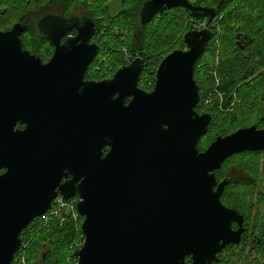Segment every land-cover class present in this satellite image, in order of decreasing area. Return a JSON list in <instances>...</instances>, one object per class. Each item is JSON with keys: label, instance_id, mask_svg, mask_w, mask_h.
<instances>
[{"label": "water", "instance_id": "obj_1", "mask_svg": "<svg viewBox=\"0 0 264 264\" xmlns=\"http://www.w3.org/2000/svg\"><path fill=\"white\" fill-rule=\"evenodd\" d=\"M224 2L142 4L143 25L177 7L206 20L204 28L184 34V48L162 59L151 92L138 86L140 56L111 78L84 81L99 46L80 42L89 43L93 31L64 45L46 70L29 56L0 49V264H14L22 232L59 195L80 198L78 264H189V255L190 264H210L221 247L239 239L231 228L237 213L220 201L226 181L216 190L215 171L236 153L264 149V132L242 127L202 151L213 115L196 109V64ZM43 79L61 91L55 120L44 110L31 114L34 106L45 107Z\"/></svg>", "mask_w": 264, "mask_h": 264}, {"label": "flooded vegetation", "instance_id": "obj_2", "mask_svg": "<svg viewBox=\"0 0 264 264\" xmlns=\"http://www.w3.org/2000/svg\"><path fill=\"white\" fill-rule=\"evenodd\" d=\"M125 2L122 0L121 3ZM137 5L138 2L134 0L129 6ZM109 7V0H0V49L16 54L20 59L29 56L35 62L47 67L64 45L77 41L81 36L85 40V35L93 31L89 43L80 42L83 46L95 42L99 46L97 55L85 69L84 81H101L111 78L107 77L108 65H103L105 60L100 58L103 51L101 39L106 34L105 25L110 19ZM235 38L241 53L247 51L248 47H253L248 50L246 58L251 63L250 67L255 70L257 65L255 61L263 62L262 44L241 32L236 33ZM135 57H131L132 60ZM140 57L144 59V68L138 86L151 92L155 86L146 89L145 82H143L148 74L149 59L144 56ZM164 57L162 56V59ZM156 71L157 69L154 72L156 73ZM149 72H152V68ZM256 76H250L251 81ZM152 77L155 78V74ZM261 82L250 83L249 94L252 93V95L247 100V124L240 126L241 128L254 126L258 131L264 132V89L254 90ZM154 84H156V80ZM12 85H19V83ZM25 85L29 87L33 84L27 82ZM53 85L55 83L52 81L45 79L41 81L39 87H41V99L45 107L34 106L31 114L38 115L44 110L47 120H55L58 117L55 104L60 99L61 91L54 88ZM130 99L128 98L127 101ZM200 101L201 92L198 105ZM16 127L25 129L26 124L18 122ZM206 148L200 149L203 151ZM108 151L107 148L105 153ZM241 159H245L244 166H228L229 168H226L228 162L237 164L236 161ZM237 167L248 171H246V177L235 176ZM215 176L217 178L216 190L222 182L226 181L220 201L226 208L233 209L234 213H237V218L231 221V228L233 235L238 236L239 239L221 247L216 253V260L210 264H264V149L245 150L228 157L215 171ZM72 178L73 176L69 175L64 177L62 182ZM240 181L242 182L238 183ZM244 183L246 184L245 188ZM239 187L244 192H248L246 200L236 193ZM71 198H79V196L76 194ZM222 243L221 241L220 244ZM192 261V256L186 257V263L190 264ZM36 264H47L45 254Z\"/></svg>", "mask_w": 264, "mask_h": 264}, {"label": "trees", "instance_id": "obj_3", "mask_svg": "<svg viewBox=\"0 0 264 264\" xmlns=\"http://www.w3.org/2000/svg\"><path fill=\"white\" fill-rule=\"evenodd\" d=\"M135 1L138 2L137 6H129V8L121 12L125 21V28L129 31L127 49L133 57L144 56L150 58L151 56L157 55L153 59V63L158 61L161 56L166 55L167 52L179 48V46L185 47L183 36L191 29L187 28V23L190 20H202L193 18L187 10L182 7H177L156 15L152 21L143 25L140 19V11L145 0ZM191 1L202 5H214L221 0ZM217 23L220 24L219 27H222V30L216 27ZM212 30V39L196 64L195 77L198 73L200 75V71L203 72L201 62L204 58L208 59L207 66L204 67L205 70H209L215 66L212 61L215 62V51L218 50L217 45H215L217 37H219V41L222 39V41H226L228 47H231L232 44L230 45L229 40H232L236 33L241 32L247 34L255 41L258 40L262 44L264 51V0H225L221 11L212 23ZM162 50L169 51L166 53L160 52ZM226 50H229V48H226ZM244 55L245 52L238 53L221 60L220 65L217 66L216 64L217 67L215 66L214 71L215 75L217 73L220 75V83L216 82L214 87L215 77L213 75H208L209 81L202 85L196 79L201 92V101L196 109L201 113L210 112L213 115L209 132L207 133V135H210L213 132V138L228 135L232 130L240 126H246L247 100L245 95L250 91L249 86L251 82H261L264 80V71H259L256 74L257 68L253 70L250 67V61ZM147 65L150 66V62ZM236 66L238 68L235 69ZM252 75L257 76L252 81L244 83ZM259 86L257 85V88L254 90H259ZM211 88L214 94L213 97H217L219 95L218 93L225 92L227 99H229L235 91L239 93L240 97L242 96L241 100L243 101L236 106L237 109L235 111L229 112L226 116H222L218 112L219 100L214 101V104H216L215 107L212 106L207 109L203 106L208 96L207 92ZM230 102L229 100L223 106L228 107L231 105ZM221 119L224 120L222 123H220ZM199 148H201V142H199ZM79 219L81 221L79 224L74 220H67L63 225H60L55 220L43 222L39 218L35 219L22 232L23 243L21 250L15 255L14 264H23V260L25 264H36L43 254L47 258V264H63L69 255L76 258L74 253L81 247L77 243L83 241L81 232L83 217L79 216ZM34 257H37V259L32 262Z\"/></svg>", "mask_w": 264, "mask_h": 264}, {"label": "rangeland", "instance_id": "obj_4", "mask_svg": "<svg viewBox=\"0 0 264 264\" xmlns=\"http://www.w3.org/2000/svg\"><path fill=\"white\" fill-rule=\"evenodd\" d=\"M110 1V7H109V13H110V19H109V22L105 25V28H106V34L104 36V38L101 39V44H102V47H103V51L101 52V59H104L105 62L103 63V65H108L107 66V70H108V73H107V77H112L113 74L125 63H129L133 56L129 54V51L127 49V39H128V36H129V31L126 30L125 28V21H124V18L121 14L122 11H124L125 9L129 8V5L134 1V0H125L126 2L125 3H121L122 0H109ZM132 7V6H131ZM170 11V10H168ZM206 25V20L202 19V20H190L188 23H187V28L188 29H202L204 28ZM219 23H217L216 27H218V29L222 30V27H219ZM214 26V25H213ZM236 38L234 37L232 40H229V43L230 45L232 44L231 47H228V45L226 44V41H222V39H220L219 41V37L216 38V44L217 47H218V50L215 51V57H214V61H212L213 64H217L220 65V62L221 60L223 59H226L227 57H232L234 56L235 54H238V53H241L239 50V48L237 47L236 45ZM179 48H184L182 46H179ZM221 48V49H219ZM226 48H229V50H226ZM253 47L251 48H247V51H245V55L249 53L248 50H251ZM167 51L169 50H162L160 52H163V53H166ZM173 51V50H171ZM171 51L167 52L170 53ZM155 54V53H153ZM166 54V55H167ZM164 55V56H166ZM157 55L155 56H151L149 59L148 62H150V66H148V74L146 75V78L143 79V82L144 83V86L146 89H151V87L153 88L155 86V78H156V73L154 72L159 64H160V61L162 59V56L158 59V61H156L155 63H153V59L156 57ZM132 57V58H131ZM128 58H130L128 60ZM237 58V57H236ZM200 59V58H199ZM237 60V59H236ZM128 61V62H126ZM207 62H208V59L207 58H204L201 62L202 66L201 68L203 72L200 71V75L199 73L196 75V79L198 80L199 83H201V85L203 83H206L209 81V78H208V75H213L215 77V81H214V84H213V87L216 85V82L219 80V83H220V75L217 73V75H215V68L217 67H211L209 70H205L204 67L207 66ZM255 63L257 64L256 65V74L259 73V71H262L264 70V62H257V60L255 61ZM261 64V65H260ZM258 66V67H257ZM151 68H152V72H149L151 71ZM238 68L237 66L235 67V69ZM97 69V67H96ZM99 71V70H97ZM95 72V70H94ZM198 72V71H197ZM208 72V73H207ZM98 73V72H97ZM207 73V75H206ZM101 74V72H100ZM155 74V78L152 77L153 75ZM251 81V78L249 77L248 79L245 80L244 83L246 82H249ZM218 83V82H217ZM212 87V88H213ZM212 88L207 92L208 96L210 98H212V103L211 104H207V106H205V108H211L212 106H216V104H214V101L215 100H219V104L220 103H227L229 100L231 101L230 104L235 101L237 99L238 101V105L241 104V102L243 100L242 99V96L240 97L239 96V93L237 92H233L232 93V96L227 99V94L224 92V93H221L222 95H218L217 97H211L212 95ZM264 89V80L260 83V86H259V90H262ZM252 95V93L249 94V92L247 93L246 96V100H248L250 98V96ZM219 104H218V112L221 113L222 116H226L227 114H229V111H225V109L223 110L222 108H219ZM237 109V107H235L231 112L235 111ZM204 111V110H203ZM247 112H248V109H247ZM202 113H206V112H202ZM246 119H247V114H246ZM224 120L221 119L220 123H222ZM243 124V123H242ZM240 125V123H239ZM217 129V128H216ZM238 128L235 129L238 130ZM218 130V129H217ZM234 132V130H232L231 132H229L228 134ZM207 135V134H206ZM204 135L200 142H201V148H206L210 143H212L216 138H213L214 136V133H210V135ZM211 136V137H210ZM237 164H233V163H227L226 164V168L228 166H244L246 163H245V159H241L239 161H236ZM229 168V167H228ZM246 171L247 170H244L243 168H238L237 167V170H235V176L236 177H242V176H245L246 177ZM248 172V171H247ZM242 175V176H241ZM242 181L238 182V183H241ZM246 187V184L244 183V188ZM243 188V189H244ZM234 191H235V188H234ZM236 193L243 199V200H246L247 199V194L248 192H244L241 187H239L237 190H236ZM238 196V197H239ZM84 219V217H83ZM52 221H54V219H52ZM83 244V241L77 243V245H82ZM76 246V245H74ZM46 250V249H45ZM74 253V251H73ZM37 257H34L32 259V262L36 261ZM31 264V263H29ZM63 264H78L77 262V257L75 258L74 256L72 255H69V257L66 259V261L63 262Z\"/></svg>", "mask_w": 264, "mask_h": 264}, {"label": "built area", "instance_id": "obj_5", "mask_svg": "<svg viewBox=\"0 0 264 264\" xmlns=\"http://www.w3.org/2000/svg\"><path fill=\"white\" fill-rule=\"evenodd\" d=\"M217 82L219 83V80ZM218 94L222 95L221 93ZM212 96H214L213 93L211 97ZM211 100L212 98L207 96L205 102L203 103V106H207V104H211L213 101ZM223 104L224 103H220L219 108H222L223 110L225 109L226 112L227 111L231 112L238 105V101L236 99L228 107H224ZM79 200L80 198L65 199L62 195H59L56 199L53 200L51 209H49L44 215L39 217V219L43 222H48L54 219L60 225H63L67 220H74L79 224V222L81 223L79 219L80 214L77 212V204ZM16 262H18V260H16ZM22 262L23 264H25L24 260Z\"/></svg>", "mask_w": 264, "mask_h": 264}]
</instances>
